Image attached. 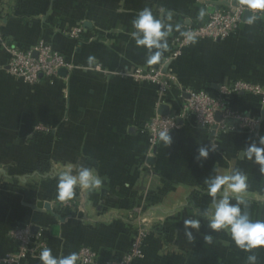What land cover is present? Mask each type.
I'll return each mask as SVG.
<instances>
[{
  "label": "crops",
  "instance_id": "0c3cea01",
  "mask_svg": "<svg viewBox=\"0 0 264 264\" xmlns=\"http://www.w3.org/2000/svg\"><path fill=\"white\" fill-rule=\"evenodd\" d=\"M234 2L0 0V256L19 251L8 230L29 226L53 256L88 247L101 258H118L146 218V264H247L251 253L238 249L227 232L212 233L200 213L212 199L204 180L239 169L247 176L241 194L247 210L253 220H264V175L242 155L264 136V101L247 93L227 98L229 107L259 121L253 133H221L185 118L170 133V145L159 140L150 150L145 125L158 115L161 101L153 84L131 77L135 70L158 69L174 76L164 101L171 113L180 111L190 90L216 97L222 86L243 81L264 91V17L243 21L225 40H198L167 61L181 32ZM146 7L157 18H163L161 8L173 13L168 49L154 65L130 36L133 19ZM75 28L81 33L71 38ZM40 42L71 69L23 84L7 72V49H33ZM37 126L45 131H35ZM201 147L210 149L206 160L197 159ZM79 165L95 168L104 183L91 191L77 186L72 206L63 207L56 198L58 177L70 166L75 174ZM190 218L201 221L198 231L189 230L193 238L184 234ZM205 235H212L211 243ZM255 254L264 264V250ZM20 264H42L40 253Z\"/></svg>",
  "mask_w": 264,
  "mask_h": 264
},
{
  "label": "built area",
  "instance_id": "2783aa9c",
  "mask_svg": "<svg viewBox=\"0 0 264 264\" xmlns=\"http://www.w3.org/2000/svg\"><path fill=\"white\" fill-rule=\"evenodd\" d=\"M244 13L238 10V2H234L226 9H218L208 15L207 21L202 25L188 27L185 31L196 33V41L210 40L222 41L230 37L242 24ZM80 28L73 29L69 36L78 38ZM1 40V35H0ZM192 43H187L183 36L177 37L172 42L171 51L168 53L167 61L179 58L185 49ZM9 61L6 68L9 75L26 85H37L41 78L57 77L60 69H71V64L51 47L40 42L33 49L21 50L15 47H8ZM131 77L140 81H147L153 84L161 101L165 104L168 92L176 84V78L164 74L160 69L145 73L135 70ZM247 93L259 97L264 101V91L261 87L243 81H238L230 86H222L216 97L204 91H187V97L177 113L170 111L166 116L155 115L145 125L148 134V146L153 150L159 138L158 132L168 129L171 133L178 128L179 119L190 118L194 123L205 129L214 128L215 131L227 133L234 130L253 133L259 126V121L249 115L236 111L229 107L228 96L232 94ZM220 114L219 121H216V114ZM35 131H45L44 127L37 126ZM63 207H71L72 202H61ZM143 222H139L135 233L130 241L127 252L117 259H109L101 264H146L145 245L149 236ZM7 238L18 245L19 251L16 254L0 256V264H20L27 257L38 256L45 247L43 239L33 235L29 226L15 227L8 230ZM79 256L77 264H99L100 256L88 247H81L76 252Z\"/></svg>",
  "mask_w": 264,
  "mask_h": 264
},
{
  "label": "clouds",
  "instance_id": "9594fccd",
  "mask_svg": "<svg viewBox=\"0 0 264 264\" xmlns=\"http://www.w3.org/2000/svg\"><path fill=\"white\" fill-rule=\"evenodd\" d=\"M238 10L249 14L247 22L252 24L256 19L264 17V0H238ZM160 12L163 18H157L153 11L146 7L132 21L133 30L130 36L138 48L147 50L149 65L157 64L161 60L168 49V37L173 31V13L163 8ZM205 15L206 11L201 9L199 17L203 18ZM181 36L187 43H196L195 32L183 31ZM92 59L89 58L90 61ZM158 138L166 145L172 143L168 129L160 130ZM209 151L207 147L199 148L197 159L206 160ZM242 155L258 165L261 175H264V136L259 138V143L252 142L243 149ZM103 183V178L95 168L79 165L73 174L70 166L69 171L62 172L58 177L56 198L60 202H67L75 196L77 186L91 191L100 189ZM204 184L212 198L210 206L200 213L207 219L208 229L212 233L227 232L238 249L251 253L247 256V264H257L255 250H264V220L251 218L247 210L248 203L241 195L248 188L246 174L235 169L227 174L210 175L204 180ZM200 226L199 219L184 220L185 236L193 238V233L189 230L198 231ZM204 240L211 243L212 235H205ZM40 260L42 264H77L79 256L75 252L62 257L53 256L52 250L44 247L40 252Z\"/></svg>",
  "mask_w": 264,
  "mask_h": 264
},
{
  "label": "water",
  "instance_id": "95a60500",
  "mask_svg": "<svg viewBox=\"0 0 264 264\" xmlns=\"http://www.w3.org/2000/svg\"><path fill=\"white\" fill-rule=\"evenodd\" d=\"M249 14H245L244 13V15H243V21L244 22H247V16H248ZM58 74L59 75H65L66 74V69H60L59 70V72H58ZM168 112H169V108H168V106L167 105H164V104H162V105H160L159 106V109H158V115H160V116H166L167 114H168ZM216 121H219V119H220V114H216ZM179 122V121H178ZM148 162L150 163V164H152L153 163V158H150L149 160H148Z\"/></svg>",
  "mask_w": 264,
  "mask_h": 264
},
{
  "label": "rangeland",
  "instance_id": "374dc122",
  "mask_svg": "<svg viewBox=\"0 0 264 264\" xmlns=\"http://www.w3.org/2000/svg\"><path fill=\"white\" fill-rule=\"evenodd\" d=\"M139 222H143L146 225V227H147L146 228L147 231L149 232V230H150V222H149V219L143 218Z\"/></svg>",
  "mask_w": 264,
  "mask_h": 264
},
{
  "label": "trees",
  "instance_id": "16d2710c",
  "mask_svg": "<svg viewBox=\"0 0 264 264\" xmlns=\"http://www.w3.org/2000/svg\"><path fill=\"white\" fill-rule=\"evenodd\" d=\"M109 259H117V258H115V257H112V258H101V257H100L99 264H101V263H103L104 261L109 260Z\"/></svg>",
  "mask_w": 264,
  "mask_h": 264
}]
</instances>
